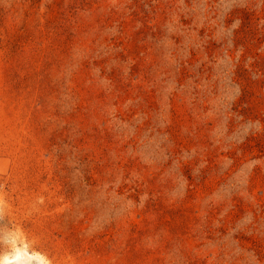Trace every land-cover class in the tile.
I'll return each instance as SVG.
<instances>
[{
	"label": "rangeland",
	"instance_id": "1",
	"mask_svg": "<svg viewBox=\"0 0 264 264\" xmlns=\"http://www.w3.org/2000/svg\"><path fill=\"white\" fill-rule=\"evenodd\" d=\"M12 250L264 264V0H0Z\"/></svg>",
	"mask_w": 264,
	"mask_h": 264
},
{
	"label": "clouds",
	"instance_id": "2",
	"mask_svg": "<svg viewBox=\"0 0 264 264\" xmlns=\"http://www.w3.org/2000/svg\"><path fill=\"white\" fill-rule=\"evenodd\" d=\"M13 255H17L18 253L16 252V250H12L8 253H4L2 255H0V264H9V258ZM35 255H39L38 253ZM45 264H48V262H45Z\"/></svg>",
	"mask_w": 264,
	"mask_h": 264
}]
</instances>
